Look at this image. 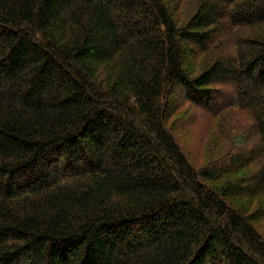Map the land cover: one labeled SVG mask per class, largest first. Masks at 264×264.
Instances as JSON below:
<instances>
[{
	"label": "trees",
	"instance_id": "trees-1",
	"mask_svg": "<svg viewBox=\"0 0 264 264\" xmlns=\"http://www.w3.org/2000/svg\"><path fill=\"white\" fill-rule=\"evenodd\" d=\"M188 1L0 0V264H264V0ZM217 84L250 136L197 166Z\"/></svg>",
	"mask_w": 264,
	"mask_h": 264
},
{
	"label": "rangeland",
	"instance_id": "rangeland-1",
	"mask_svg": "<svg viewBox=\"0 0 264 264\" xmlns=\"http://www.w3.org/2000/svg\"><path fill=\"white\" fill-rule=\"evenodd\" d=\"M192 4H195V0L188 1V9L192 8ZM215 87L219 95H226L214 108V111L222 109L220 114L214 115L213 111L184 105L179 112L182 120L174 127L184 152L197 166L205 165L207 158L217 157L218 152L221 154L246 143L253 123L250 113L237 109L233 103V89L230 86L217 84ZM258 228L264 233V223Z\"/></svg>",
	"mask_w": 264,
	"mask_h": 264
}]
</instances>
